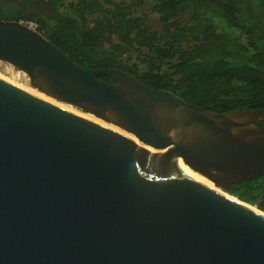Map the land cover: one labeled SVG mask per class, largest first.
Masks as SVG:
<instances>
[{
  "label": "water",
  "instance_id": "1",
  "mask_svg": "<svg viewBox=\"0 0 264 264\" xmlns=\"http://www.w3.org/2000/svg\"><path fill=\"white\" fill-rule=\"evenodd\" d=\"M0 61L91 118L0 77V264H264V211L225 190L264 172V108L81 66L1 16Z\"/></svg>",
  "mask_w": 264,
  "mask_h": 264
},
{
  "label": "trees",
  "instance_id": "2",
  "mask_svg": "<svg viewBox=\"0 0 264 264\" xmlns=\"http://www.w3.org/2000/svg\"><path fill=\"white\" fill-rule=\"evenodd\" d=\"M152 1L156 18L144 0H0V15L35 22L81 66L124 70L208 110L264 108V0ZM225 190L264 211V172Z\"/></svg>",
  "mask_w": 264,
  "mask_h": 264
},
{
  "label": "rangeland",
  "instance_id": "3",
  "mask_svg": "<svg viewBox=\"0 0 264 264\" xmlns=\"http://www.w3.org/2000/svg\"><path fill=\"white\" fill-rule=\"evenodd\" d=\"M41 4L44 7V3L41 0ZM154 5L152 0H144V3L141 7H139V10L143 13H146L148 15V17H154L156 18V14L155 12L152 11V6ZM33 7V8H32ZM36 7H34V3H30L27 6V9L29 10V12H32L35 10ZM42 9V7H41ZM41 9H38V12H40ZM1 17H5L6 15H0ZM0 77L8 80L9 82L14 83L15 85H18L19 87L30 91L31 93H34L35 95L44 98L47 101L53 102L55 104H58L60 108H63L65 110H67L69 113L82 118L88 122H91L90 119L87 117V115H85L84 113L75 110L73 107L69 106V105H65L63 103L60 102H56L53 101L49 98H47L46 96H44L43 94L35 91L33 88L29 87V82H28V78L26 77L25 74L19 72L18 70H16L13 66L0 61ZM46 97V98H45Z\"/></svg>",
  "mask_w": 264,
  "mask_h": 264
},
{
  "label": "bare ground",
  "instance_id": "4",
  "mask_svg": "<svg viewBox=\"0 0 264 264\" xmlns=\"http://www.w3.org/2000/svg\"><path fill=\"white\" fill-rule=\"evenodd\" d=\"M20 72V71H19ZM42 94V93H41ZM44 95V94H43ZM45 96V95H44ZM47 97V96H46ZM45 97V98H46ZM47 98H49V97H47ZM49 99H51V100H53V101H56V100H54V99H52V98H49ZM50 102V101H49ZM56 102H58V101H56ZM51 103H53V102H51ZM54 105H56V106H58L59 107V105L58 104H55V103H53ZM63 109V108H62ZM75 109V108H74ZM65 110V109H64ZM75 110H77V109H75ZM67 111V110H66ZM77 111H79V110H77ZM81 112V111H80ZM83 113V112H82ZM85 115H87V114H85ZM87 117L88 118H90V116H88L87 115ZM82 119V118H81ZM91 119V118H90ZM84 120V119H83ZM86 121V120H85ZM129 143V142H128ZM130 145H132V146H134V147H136L137 149H139V150H143L144 148L142 147V146H140V145H137V144H135V143H130ZM198 177V176H197ZM198 179H200L201 181H203L204 183H206L207 185H209V186H212V187H214L213 186V184L212 183H210V182H208V181H206V180H204V179H202V178H200V177H198ZM214 188H216V187H214ZM252 206V205H251ZM254 207V206H253ZM255 208V207H254Z\"/></svg>",
  "mask_w": 264,
  "mask_h": 264
},
{
  "label": "built area",
  "instance_id": "5",
  "mask_svg": "<svg viewBox=\"0 0 264 264\" xmlns=\"http://www.w3.org/2000/svg\"><path fill=\"white\" fill-rule=\"evenodd\" d=\"M23 23H25L26 25L30 26L33 29H37V24L33 21H27V20H21Z\"/></svg>",
  "mask_w": 264,
  "mask_h": 264
}]
</instances>
